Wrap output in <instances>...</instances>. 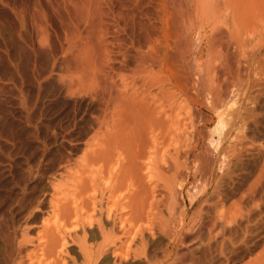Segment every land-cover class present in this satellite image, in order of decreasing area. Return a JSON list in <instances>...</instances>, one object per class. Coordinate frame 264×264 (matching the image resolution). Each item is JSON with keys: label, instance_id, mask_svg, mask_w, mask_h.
<instances>
[{"label": "bare ground", "instance_id": "6f19581e", "mask_svg": "<svg viewBox=\"0 0 264 264\" xmlns=\"http://www.w3.org/2000/svg\"><path fill=\"white\" fill-rule=\"evenodd\" d=\"M227 16V0H0V165L16 143V155L57 147L0 166V264H77L68 243L79 264L145 263L155 231L173 254L174 200L211 178L198 106L222 137L234 120Z\"/></svg>", "mask_w": 264, "mask_h": 264}, {"label": "rangeland", "instance_id": "374dc122", "mask_svg": "<svg viewBox=\"0 0 264 264\" xmlns=\"http://www.w3.org/2000/svg\"><path fill=\"white\" fill-rule=\"evenodd\" d=\"M227 6L230 51L237 58L234 69L240 76V82L234 78L233 86L228 87L234 120L230 122L228 113L224 115L227 135L222 137L216 116L205 105L198 106L195 122L199 134L194 141L195 149L205 151L203 158L212 157V165L208 166L211 178L204 182L197 174L196 189L188 192V185H184L174 200L175 219H172L179 224L176 229L181 224L183 228L173 254L169 258L165 256L172 248L169 238L155 231L156 234L149 237L145 263L144 259L131 257L127 264H264V0H227ZM189 42L193 49L204 46L197 33L191 35ZM209 56L210 52L204 51L194 62L200 68L205 67ZM218 62L220 58L214 61ZM182 98L178 99L181 114L190 110L187 105L188 108H183L188 102H183ZM17 144L4 157L1 167L20 159L17 157L20 154L16 155ZM44 147L42 155L31 156V149L20 155L21 161L34 164L41 156L45 160L57 154L52 138H48ZM190 161L191 156L186 162L188 166L192 164ZM3 199L1 196L0 201ZM1 205L2 209L7 208L4 202ZM165 211L162 214L168 217ZM19 215L15 216L17 220ZM68 247V254L77 258V264L81 263L76 245L68 243ZM110 256L105 259L111 260L108 263L112 262Z\"/></svg>", "mask_w": 264, "mask_h": 264}]
</instances>
